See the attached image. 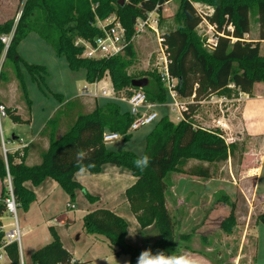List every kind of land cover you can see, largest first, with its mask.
I'll use <instances>...</instances> for the list:
<instances>
[{
  "label": "trees",
  "instance_id": "16d2710c",
  "mask_svg": "<svg viewBox=\"0 0 264 264\" xmlns=\"http://www.w3.org/2000/svg\"><path fill=\"white\" fill-rule=\"evenodd\" d=\"M22 12L18 23L14 19L0 24V38L13 33L12 41L6 50V60L16 64L17 77L22 95L31 110L32 100L19 67L22 57L19 44L32 32L50 43L58 56H64L69 67L78 71L86 70L89 83L99 82L110 76L112 86L117 92L130 94L132 89H142L148 101L164 105L171 101L160 73L149 75L148 85L144 88L132 86L127 68L135 56L134 37L138 18L154 10L164 0H20ZM174 1V0H172ZM176 19L179 25L163 35V45L169 60L170 74L178 79L177 91L181 98L195 94V100H202L210 94L219 93L231 96L233 86L243 93L251 94L256 83L264 82V55L260 41L245 38L250 33L252 13L260 24V39L264 40V0H178ZM23 3V4H22ZM196 4L213 8V14L206 16L209 24L222 35L217 36L213 50L204 47L198 36L197 27L203 18ZM20 9V8H19ZM161 20L163 11L160 10ZM116 14L126 28L130 44L125 54L110 58L89 59L82 56L83 49L76 45L78 38L93 41L102 34L97 27V20H105ZM233 27V31L229 29ZM5 45L0 39V54ZM33 80L46 84L48 69L43 65L25 63ZM3 73H0V80ZM62 105L50 117L40 132L38 140H47L48 148L40 152V162L30 165L26 162L27 152L37 142H30L20 152H8L5 158L1 151L0 137V180L3 182L0 197V216L5 212V199L9 196L5 185L7 167L13 182V191L18 207L27 210L36 200L34 191L26 186L31 182L37 186L47 178L59 183L72 200L77 190H83L88 200L97 201V197L87 192L75 179L77 172L76 153L84 150L88 153L85 164H94L89 171L99 174L107 164L127 169L137 178V182L126 191L131 209L142 229L151 225L157 227V235L147 238L143 247L128 243V222L108 209H98L83 218L86 233L100 236L113 249L116 256L127 255L130 264H137L140 253L151 249L155 254L164 251L169 255H181L191 252L189 242L192 232L176 234L177 221L168 208V196L171 192L173 173H183L213 178L211 170L200 164L221 165L236 155L237 145L228 144L221 130L195 127L192 120L195 106L190 105L184 119L172 121L164 115L154 123L146 138L142 156L150 157V164L140 171L133 161L140 158L134 151H115L103 140L106 131L117 132L126 140L131 138L128 130L133 122L129 109L125 110L121 102L108 101L97 104L90 112H85L81 99L64 102L61 94L56 95ZM4 105L3 103H1ZM6 112L16 122L30 123L23 120L11 108ZM67 125L63 126V121ZM61 130L63 132L60 134ZM17 158H20L17 161ZM191 162L199 164L190 166ZM229 206L230 214L220 222L221 230L230 235L237 226L236 204L228 196L214 199V205ZM264 224V214L260 216ZM52 241L35 251L33 264H74L73 255L64 247L57 231L51 227ZM154 240V238H156ZM5 233L0 229V247ZM10 264H21L20 247L17 241L6 246ZM86 264V263H84Z\"/></svg>",
  "mask_w": 264,
  "mask_h": 264
},
{
  "label": "rangeland",
  "instance_id": "374dc122",
  "mask_svg": "<svg viewBox=\"0 0 264 264\" xmlns=\"http://www.w3.org/2000/svg\"><path fill=\"white\" fill-rule=\"evenodd\" d=\"M20 2V0H0V19L4 17H6V20L14 19L17 24L23 6L19 7ZM178 6L179 1L174 0L167 6L168 9L163 11V19L160 24L161 35L179 25L176 19ZM205 6L200 8L207 11L208 7ZM207 31L209 34L204 37L203 34ZM197 33L203 43L207 38L211 39L217 35L215 30H209L206 23H202L197 27ZM245 38L249 41H260L261 52L264 55V40L261 41L260 39V24L255 13H252L250 17V33ZM133 43L135 56L127 68V75L134 79H149V75L155 74V72L160 73L164 66L165 56L159 45L157 35L147 30L136 36ZM163 49L166 53L164 45ZM18 52L22 57L19 67L24 76L29 98L32 100L31 110L22 95L16 64L11 60H6V49L0 54V73H3V78L0 80V103L4 104L5 109L11 108L13 113L24 118L23 120H31V122L29 124L16 122L8 112H6V117H1L0 131L4 136V141L7 142L8 150L12 152L22 151L23 148L21 147L15 150L10 148L21 144L20 140L27 141L43 129L47 120L62 105V102L56 96L57 94H61L64 102L81 99L79 101H81L85 110H92L97 104L101 105L108 101H115L104 97L96 98L95 100H82L83 98L80 97L81 90L90 84L86 80V70H72L66 58L58 56L52 45L37 33H30L19 44ZM25 63L45 66L48 69L46 84L33 80ZM99 82L101 86L112 87L111 78L108 75ZM230 88L232 89L231 96L214 93L202 100H192V97H180L183 103L195 106L192 117L195 127L221 130L226 142L228 144L235 142L237 149L236 155L221 165L200 164L207 166L211 170L213 178L205 179L182 173L185 176H181L182 180L179 183L186 192L193 191V193L179 208H175L178 206L176 201L172 203V213L177 221L176 234L182 231L193 233L189 242L192 251H184L183 254H191L198 259L199 264H203L205 260V262H210L211 264H248L246 259L247 250L249 244H253L254 239L258 240L257 247H259L258 254L255 256L256 264H264V224L260 220V216L264 214V130L260 137L254 140L242 130L241 118L244 101L250 95H264V82L256 83L251 94L243 93L233 86H230ZM120 104L125 110L129 109L126 103L121 102ZM171 107L170 102H168L156 107V112L160 118L167 114L172 121L177 123L181 119ZM219 117H222V126L218 124ZM260 118L264 123V114H260ZM67 123L65 119L63 126L67 125ZM152 127H154V124L142 126L138 132L142 134L144 131L151 130ZM14 136H16V139H13ZM130 139L126 140L122 137L118 139L120 141L116 140L108 146L116 148L123 145L121 150H131L142 156L145 140H143V144V142H138L136 139H133L135 142ZM190 164V166L194 167L199 165L195 162ZM259 166L261 168V182L260 190L257 192L254 185L255 181L252 177H256L259 172ZM2 187L3 182L0 180V192ZM223 195L228 196L231 202L236 204L237 226L230 235L221 230L220 222L230 214L231 208L224 204L214 205V199H219ZM70 202L72 205L75 204V202ZM24 210L22 207L17 209V223L21 230L19 247L21 264H30V247L41 248L44 244L39 239V234L46 231L44 227L40 226L34 233L26 237L24 235L23 222ZM73 210L71 208L67 209L68 212ZM2 219V224L6 226L7 231L12 228L10 223L16 222V218L9 213L4 214ZM185 220H187V226L183 227L182 222ZM248 227L247 240L243 249L242 235ZM155 228L157 229V227ZM84 232L86 233L85 230ZM225 235L227 238H225ZM156 239L157 237L154 238V240ZM87 245L88 243L84 246L87 247ZM0 253L7 256L6 249H0Z\"/></svg>",
  "mask_w": 264,
  "mask_h": 264
},
{
  "label": "crops",
  "instance_id": "0c3cea01",
  "mask_svg": "<svg viewBox=\"0 0 264 264\" xmlns=\"http://www.w3.org/2000/svg\"><path fill=\"white\" fill-rule=\"evenodd\" d=\"M4 21H7L6 17L0 19V23H3ZM90 111L91 110H85V112ZM260 114H264V95H250V97L244 101L242 107V130L244 133H247V136L252 137L254 140L259 138L264 130V123L261 121ZM221 118L222 117H219L218 120H222ZM152 129L153 127L151 130L144 131L142 134L137 130L131 134L130 140L132 141L133 139H136L138 142H143V144V140H145L146 145V138ZM40 132L27 141H24L25 143H30L33 140L37 142V144H35L26 154V162L30 165L39 163L40 152L48 148L47 140H38ZM62 132L63 130H61L60 134ZM133 142H135V140H133ZM112 143H108L107 146ZM19 147H21V144H17L10 149L15 150ZM121 148H123V145L111 149L119 151ZM19 160L20 158H17V161ZM258 169L259 172L256 174V177H252L255 181L254 185L257 192L260 190L261 182L260 166ZM181 176L184 177L185 175L182 173H173L171 175L172 188L168 196V208L171 211H173L172 203H174V201L178 203V206L175 208H179V206L184 204L187 198L193 193V191L186 192L182 188L179 183L182 180ZM75 179L87 192L97 197V201L91 202L88 200L83 190H77L75 200H72L70 195L66 193L59 183L52 178H47L37 186L33 185L31 182L26 183V186L34 191L36 200L27 210H24V235L26 237L30 236L38 227H44L46 232H41V234H39V239L44 244L42 247H44L53 239L50 230V228L53 227L59 234L64 247L73 255L74 264H130L129 256H116L113 249L109 247L102 237L86 234L83 228V218L87 214L98 209H108L128 222V230L130 228L136 230L134 237L129 236V233L127 234L128 243L135 247H143L147 238L155 237L157 235V229L155 228V225L142 229L131 209L126 191L137 182V178L127 169L107 164L99 174L90 173L89 175L81 176L79 178L75 177ZM70 201L75 202V204L73 203L75 208L68 206L69 204H72ZM68 208L74 210L68 212ZM186 221L187 220L182 222L183 227L187 226ZM248 230L249 227L245 229L242 235L243 249L247 240ZM225 238H227L226 235ZM86 243H88L87 247L84 246ZM257 246L258 240L255 239L253 244H249L246 255L248 264H256L255 256L258 254L259 249ZM30 248L31 259L32 254L40 248L34 246ZM0 255L3 256L0 258V264H10L11 261L8 256H5L3 253H0ZM30 262V264H33L32 259ZM205 264L211 263L205 262Z\"/></svg>",
  "mask_w": 264,
  "mask_h": 264
},
{
  "label": "built area",
  "instance_id": "2783aa9c",
  "mask_svg": "<svg viewBox=\"0 0 264 264\" xmlns=\"http://www.w3.org/2000/svg\"><path fill=\"white\" fill-rule=\"evenodd\" d=\"M172 0H164L162 4H158L156 8L148 13L144 17L138 18L135 25L136 34L135 37L140 35L141 33L146 32L147 30L152 31L157 35V39L159 45L161 46V50L164 54V66L160 71V75L162 81L167 88L168 94L171 97L170 106H172V110L176 112L177 116L182 120L184 119L185 112L189 110V104L183 103L180 100V95L177 91L178 86V79L173 77L170 74L168 64L169 61L167 59L166 53L163 49V35L160 34V24H161V13L160 10L164 11L168 9V4ZM203 6L202 4H196L199 14L202 16L203 21L202 23H206L209 30H215V27L206 20V16L213 14V8L210 6L208 7L207 11L201 9ZM201 7V8H200ZM22 12V11H21ZM21 16V14H19ZM201 23V24H202ZM200 24V25H201ZM97 27H99L102 31V34L98 36L95 40L90 41L83 37H80L76 41V45L83 49L82 56L89 59H101V58H110L114 56L124 55L126 52V48L130 44V41L127 39L126 28L122 24L120 18L116 14L110 15L105 20H97L96 23ZM199 25V26H200ZM229 29L233 31V27L229 26ZM217 35H222L215 30ZM209 32H205L203 34L204 37H207ZM13 37V33L9 35H3L0 39L2 43L5 45V49L7 50L11 44ZM134 37V38H135ZM217 44V36L213 38H207L204 41V47L208 48L209 50H213L215 45ZM80 97L85 100H95L96 98H111L115 101H121L128 105L129 112L133 117V122L128 130V134H132L139 130L142 126L145 125H152L158 120H160L159 114L156 112V107L159 104L153 103L148 101L146 93L142 89H132L131 93L128 94L125 91L117 92L114 90L113 86L109 88V86L103 85L101 86L100 82L90 83L88 86L84 87L81 90ZM192 97V100H195V94ZM6 109L5 106L0 103V119L1 117H6ZM223 121L219 120L218 124H222ZM0 137L2 145L1 150L6 158L8 152H12L7 148V142L4 141V136L0 131ZM124 137L120 133L117 132H110L106 131L103 134V140L106 144L112 143L120 138ZM21 148H26L28 143H25L23 140H20ZM22 149V150H23ZM20 153L22 151L19 150ZM5 185L8 188L9 196L5 199V212L9 213L12 217L16 218V222L10 223L11 230H6V226L2 224L3 215L0 216V229L5 233V238L3 245L0 249H5L6 246L11 244L14 241L20 242L21 239V230L19 224L17 223V209L18 205L16 202V197L13 191V182L12 177L9 172V168L7 167V176L5 179ZM69 207L74 208L75 206L72 204L68 205ZM0 257H3L0 255ZM62 264V263H58Z\"/></svg>",
  "mask_w": 264,
  "mask_h": 264
},
{
  "label": "clouds",
  "instance_id": "9594fccd",
  "mask_svg": "<svg viewBox=\"0 0 264 264\" xmlns=\"http://www.w3.org/2000/svg\"><path fill=\"white\" fill-rule=\"evenodd\" d=\"M87 157L88 153L86 151L82 149L77 151L76 159L78 170L75 173L76 178L89 175V170L95 167L94 164H85ZM150 162V157L147 155L141 156L140 158L133 161L134 166L140 171H144L149 166ZM128 233L129 236L134 237L136 230L130 228ZM137 264H199V261L189 253H184L181 255H169L164 251H157L154 254L149 248L143 250L140 253Z\"/></svg>",
  "mask_w": 264,
  "mask_h": 264
},
{
  "label": "water",
  "instance_id": "95a60500",
  "mask_svg": "<svg viewBox=\"0 0 264 264\" xmlns=\"http://www.w3.org/2000/svg\"><path fill=\"white\" fill-rule=\"evenodd\" d=\"M120 2L123 3L124 0H121ZM148 82L149 81L147 78L133 79L132 86L137 87V88H144L145 86L148 85ZM13 139H16V136H14Z\"/></svg>",
  "mask_w": 264,
  "mask_h": 264
}]
</instances>
